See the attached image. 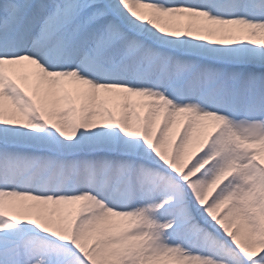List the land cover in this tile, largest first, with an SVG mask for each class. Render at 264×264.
I'll return each instance as SVG.
<instances>
[{"label": "snow or ice", "instance_id": "1", "mask_svg": "<svg viewBox=\"0 0 264 264\" xmlns=\"http://www.w3.org/2000/svg\"><path fill=\"white\" fill-rule=\"evenodd\" d=\"M0 264H264V0H0Z\"/></svg>", "mask_w": 264, "mask_h": 264}, {"label": "bare ground", "instance_id": "2", "mask_svg": "<svg viewBox=\"0 0 264 264\" xmlns=\"http://www.w3.org/2000/svg\"><path fill=\"white\" fill-rule=\"evenodd\" d=\"M109 107H111V106L109 105Z\"/></svg>", "mask_w": 264, "mask_h": 264}]
</instances>
